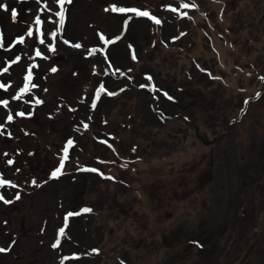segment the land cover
I'll return each instance as SVG.
<instances>
[{
  "label": "rangeland",
  "instance_id": "rangeland-1",
  "mask_svg": "<svg viewBox=\"0 0 264 264\" xmlns=\"http://www.w3.org/2000/svg\"><path fill=\"white\" fill-rule=\"evenodd\" d=\"M16 1L0 124L40 100L0 134V264H264V0Z\"/></svg>",
  "mask_w": 264,
  "mask_h": 264
},
{
  "label": "flooded vegetation",
  "instance_id": "flooded-vegetation-1",
  "mask_svg": "<svg viewBox=\"0 0 264 264\" xmlns=\"http://www.w3.org/2000/svg\"><path fill=\"white\" fill-rule=\"evenodd\" d=\"M13 1H15V0H13ZM21 1L33 3V0H19L18 2L16 1V3H14L16 5H10V11H9L10 16H8V17H9V19L11 21H13L14 18H17V15H16V13L18 12L17 11V7H18V3L19 4L20 3H23ZM1 9L2 10H5L6 9V6L4 4H2L1 5ZM13 12H15V15H13ZM2 27L3 26L0 23V36H3L1 30H3L4 28H2ZM39 28H40V23L38 21H32L31 24H30V26H28V30H26L25 35H21V34H23V33H21L18 36L15 35L14 38L12 37L10 39V43H9L8 47L9 46H12V45L15 46V47L16 46H20L21 47L23 45V42H20L21 41V38H26V36L33 38V36L36 35L37 38H33L32 39V45L29 46V49H32L31 50L32 51V54H33V56L35 55L36 59H38V60L43 59L44 58L43 50L40 51V50H36V48H34V47H37L35 41L36 42L37 41H41L38 38V35H42L43 32L40 34L39 33ZM15 40H17L18 42L15 41ZM15 43H17V44H15ZM40 45L42 46V44H40ZM5 49L6 50H10V49H7V48H5ZM37 53H39V55H37ZM14 56H16V55H14ZM9 65H11V62H9ZM29 73H30V69L28 67L24 68V70L22 71V74L20 75V79H21V82L27 83V85L31 87L32 86V83H34L35 81L28 80L30 78V74ZM8 84H9V82L6 81V80L4 82L1 81L0 82V89H4L5 90L6 89V86ZM23 98L22 97H19V96H13V98L11 97V101L12 102H14V103L17 102L16 103V105H17L16 106V109H14V110H13V107H10V105H8V102L7 101L4 104V108L3 109L5 110L6 113H5V117H3V120L5 121V124L4 125H1L0 124V126H2L0 128V134H2V133L5 134V132H7V130L9 128H11L12 124L16 123L17 121H19V120H27V119H30L31 117H33V115H31V116H29L26 119L24 118L25 114L26 115H29L33 111H35L37 108H39L37 102L40 99L38 97H34V95L32 94V97H30V99L27 100L26 102H24V99ZM21 105H22L23 109L21 108ZM9 110H10V113H9ZM28 111H30L31 113H28ZM21 113L23 115H21ZM35 121H37V120H35ZM5 182H6V180H5ZM5 185L8 186L9 183L6 182Z\"/></svg>",
  "mask_w": 264,
  "mask_h": 264
},
{
  "label": "trees",
  "instance_id": "trees-1",
  "mask_svg": "<svg viewBox=\"0 0 264 264\" xmlns=\"http://www.w3.org/2000/svg\"><path fill=\"white\" fill-rule=\"evenodd\" d=\"M258 216H259V218H261L262 216H264V214L262 215V214H260V210L258 209ZM262 215V216H261ZM257 216V217H258ZM264 218V217H263ZM255 224H256V222H254V223H250L249 224V226H248V228H247V231L248 232H246V237H247V239H249V241H251V240H253V242H252V244L253 243H255V246H256V248H257V250H255L254 251V253H252V255L251 256H254V254H255V258H258V257H262V256H264V232L262 233V235L260 236V237H258V240L256 241L253 237H252V235L253 236H256L257 235V228H255ZM227 234V231L226 232H222L221 234H220V236L222 237V238H225V235ZM249 235H251V237L249 236ZM237 236H238V233H236L234 230H233V232L231 231L230 233H229V238L230 239H235V238H237ZM241 239H242V236H241V238L239 239V241H238V243L237 244H241ZM238 245V246H239ZM237 252H239V251H237ZM250 263H252V261L250 262Z\"/></svg>",
  "mask_w": 264,
  "mask_h": 264
},
{
  "label": "snow or ice",
  "instance_id": "snow-or-ice-1",
  "mask_svg": "<svg viewBox=\"0 0 264 264\" xmlns=\"http://www.w3.org/2000/svg\"><path fill=\"white\" fill-rule=\"evenodd\" d=\"M60 2L61 3H64L65 2V0H60ZM67 2H71V0H67ZM195 5H192V7H194ZM184 7H189V5H184ZM121 11H124L123 9H121ZM141 15H149L147 12H141L140 13ZM13 15H15V12H13ZM76 47H80V45H76ZM37 55H39V53H37ZM53 71H55V69H53ZM21 115H23L22 113H21ZM57 171H59V170H57ZM92 171H95L94 169L92 170ZM53 175H56V173H53ZM3 181H0V186H2L3 185ZM3 199V197L2 196H0V200H2ZM17 199H19V197L17 196ZM87 211V210H86ZM61 233H63V229H61ZM53 247H56V245H53ZM6 249H4V248H0V252H4Z\"/></svg>",
  "mask_w": 264,
  "mask_h": 264
}]
</instances>
